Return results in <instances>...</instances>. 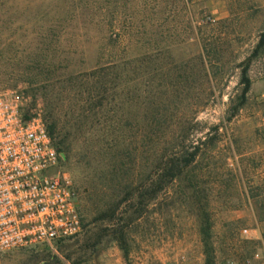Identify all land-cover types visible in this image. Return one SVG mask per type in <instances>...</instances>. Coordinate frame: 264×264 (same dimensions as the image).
<instances>
[{
	"label": "rangeland",
	"instance_id": "obj_1",
	"mask_svg": "<svg viewBox=\"0 0 264 264\" xmlns=\"http://www.w3.org/2000/svg\"><path fill=\"white\" fill-rule=\"evenodd\" d=\"M263 35L264 0H0V94L57 123L85 223L0 264H264ZM176 138L208 145L151 200Z\"/></svg>",
	"mask_w": 264,
	"mask_h": 264
},
{
	"label": "built area",
	"instance_id": "obj_2",
	"mask_svg": "<svg viewBox=\"0 0 264 264\" xmlns=\"http://www.w3.org/2000/svg\"><path fill=\"white\" fill-rule=\"evenodd\" d=\"M63 154L37 109L23 97L0 94V254L55 246L82 234L84 219Z\"/></svg>",
	"mask_w": 264,
	"mask_h": 264
},
{
	"label": "trees",
	"instance_id": "obj_3",
	"mask_svg": "<svg viewBox=\"0 0 264 264\" xmlns=\"http://www.w3.org/2000/svg\"><path fill=\"white\" fill-rule=\"evenodd\" d=\"M263 43L264 35L259 46H261ZM119 67L120 64L112 62L106 66H101L94 71V73L100 74L99 78H102L98 83V87L100 89L104 90L105 86L107 85V74L118 69ZM242 83L244 84V88L241 95L242 102L239 105L244 103V101L247 99V94L249 93L252 85V80L248 74V67H245L243 70ZM102 105L103 101L101 98L98 101H93L92 105L90 106L95 109ZM238 108L239 106H236L232 116L236 114ZM45 121L57 149L63 154L64 151H66V142L65 139L60 135V130H58L57 123L50 122L47 116L45 117ZM185 140L176 138L174 141H172V148L169 152L157 153L152 156L149 163L151 175L148 178V181L150 182V190L146 191V195H148L149 199H155L157 194L163 190L168 183H171L178 177L182 176L186 169L192 166L196 162L198 156L205 151L204 146L208 145L207 140L196 143V140L191 139L188 144L185 143ZM142 185H144L143 181L137 183V187ZM142 196H144L143 193L139 194V197ZM90 238H92V236H89L88 239Z\"/></svg>",
	"mask_w": 264,
	"mask_h": 264
}]
</instances>
